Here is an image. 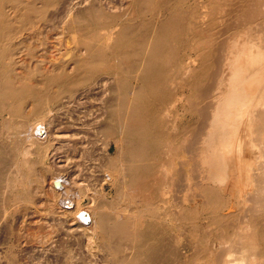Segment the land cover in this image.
Returning <instances> with one entry per match:
<instances>
[{
    "label": "bare ground",
    "instance_id": "obj_1",
    "mask_svg": "<svg viewBox=\"0 0 264 264\" xmlns=\"http://www.w3.org/2000/svg\"><path fill=\"white\" fill-rule=\"evenodd\" d=\"M42 203L62 264H264V0H0V264Z\"/></svg>",
    "mask_w": 264,
    "mask_h": 264
},
{
    "label": "rangeland",
    "instance_id": "obj_2",
    "mask_svg": "<svg viewBox=\"0 0 264 264\" xmlns=\"http://www.w3.org/2000/svg\"><path fill=\"white\" fill-rule=\"evenodd\" d=\"M81 1V0H80ZM68 2V1H67ZM87 3V2H86ZM63 7H60L59 9H55L54 11H53V13H52V11L50 12V13H52L53 14V16H52V14H50L51 15V17H53V18H55L56 17V14H57V17H59L60 15L59 14H61V13H63L64 12V8L62 9ZM62 11V12H61ZM55 15V16H54ZM59 15V16H58ZM48 27H49V29H48ZM47 28H46V30L48 31L47 33H46V35L44 34V35H41V37H40V41H41V39H45L46 41H49L50 42V45L52 46L53 45V42L55 41H57V39L59 38V36L60 35H57L58 34V32H56V30H52V29H50V28H53V25L52 26H48ZM50 30V31H49ZM52 30V31H51ZM48 34V35H47ZM56 35V36H55ZM47 36H48V38H47ZM56 38H54V37ZM43 37V38H42ZM60 37H62V40H63V42H64V44H65V41L66 40H69V41H72V39L70 38V37H68V39H67V35L65 36V34L62 36H60ZM54 38V39H53ZM50 39V40H49ZM61 39V38H60ZM54 40V41H53ZM53 41V42H52ZM67 42V41H66ZM67 45V44H66ZM52 50V52L54 51H56L57 49H51ZM49 51V50H48ZM50 53H48L49 54V56L47 57V60H50L51 61V59H52V61H54V59H55V56H53L52 55V52L51 51H49ZM57 52V51H56ZM55 52V53H56ZM55 55V54H54ZM51 56V57H50ZM44 65H43V67H44V69L46 68V66H47V64H49V61H48V63L47 64H45V63H43ZM50 66L51 65H49V66H47V69H49L50 68ZM49 67V68H48ZM43 205H39V207H35V209H37L38 210V212L39 213H34V207H33V210L31 211V214H30V221L34 224L31 228H28V231H26L27 229L26 228H24V229H26V230H24V232L27 234L29 231H31L32 229V232H30V234H38L39 232H42L41 230L38 232V227L36 228L35 227V225L36 226H39V227H41V225H40V223L42 224L43 222H45V219L43 220V215L45 214L44 213V211H43V209L42 208H44V206H45V203H42ZM18 216H19V218L21 217L22 218V216L24 215V213H23V215H22V213H20V214H17ZM21 215V216H20ZM41 215V216H40ZM17 216V217H18ZM27 217H28V215H26ZM33 217V218H32ZM38 218V219H37ZM17 220H18V218H16ZM51 219V217L49 216L48 217V221H52V219ZM7 221H8V218H7ZM6 221V222H7ZM9 221H11V223H13V225H14V221H15V226L17 227H23V224L22 223H20V222H18V221H16V220H12V219H9ZM8 221V222H9ZM28 221V220H27ZM8 222L7 223H4V225L1 227V231H0V242H1V240H2V242H5L6 240L8 241H10V239H8L9 237V235L6 233L7 232V224H8ZM17 222L19 223V224H17ZM59 222V221H58ZM9 224H10V222H9ZM20 224H22V225H20ZM5 226V227H4ZM14 226V227H15ZM4 227V228H3ZM15 227V228H16ZM58 228V231H57V236H56V240L58 241V243L60 242V243H62V244H60L59 243V245H66L67 244V239H68V236H66L65 235V233L63 232V227H62V224L61 223H58V226H57ZM2 228H3V230H2ZM29 229H31V230H29ZM37 229V231H35ZM6 230V231H5ZM33 231H35V232H33ZM2 232V233H1ZM4 232V233H3ZM38 232V233H37ZM24 233V237H26V238H24L25 240H23V242L21 243V245H18V247H17V250L19 251L18 253H21V254H24V255H21V258H19V260H17L16 261V263L15 264H20L21 263V261L22 262H26L27 264H33L34 262V264H62L61 263V260L59 259V255H57V254H59V253H57V251H55L54 250V247L53 246H51V244H50V246H51V249L53 248V250H49L48 249V252H47V249H45L46 247H45V245L44 244H42L43 242V240L42 241H40L41 239H39V237L40 236H37L36 237V241L34 240V247L33 246H31V244H30V242L28 243V241H30V239L29 240H27V238L29 237L28 236V234L26 235ZM4 234V236H2ZM60 235V236H59ZM7 236V237H6ZM65 236V237H64ZM4 239V240H3ZM17 239H18V237H17ZM75 239L78 241L77 242V244H75V246H74V253H76L77 254V251H78V255H77V258H78V262H80L79 260V258L81 257V255L83 256V255H85V251H84V249L80 246V245H82V240L80 239V237H79V235L77 236V237H75ZM19 240V239H18ZM18 240H16V238L15 237H13V241L14 242H18ZM27 240V241H26ZM62 240V241H61ZM38 241V242H37ZM25 242H27V243H25ZM36 242H37V245H36ZM25 243V244H24ZM41 243V244H40ZM4 244V243H3ZM1 245L0 247H4V246H6L7 245V242H6V245ZM18 244V243H17ZM19 244H20V242H19ZM55 245V244H54ZM23 246V247H22ZM31 247V248H30ZM41 247V248H40ZM45 247V248H44ZM23 249V251L25 252H23L22 251V249ZM45 249V250H44ZM77 249V250H76ZM22 252H21V251ZM32 250H34V251H32ZM44 251L46 252V255L44 254ZM80 251V252H79ZM81 253V254H80ZM25 254H26V256H25ZM44 254V255H43ZM52 254V255H51ZM54 254V255H53ZM52 256V258L50 259V257ZM57 255V256H56ZM20 256V254H18V257ZM24 257V259H26L27 258V260L26 261H24V259H23V257ZM50 256V257H49ZM30 259H29V258ZM56 258V259H54V258ZM45 259V260H44ZM48 259H49V261H48ZM29 260H31V262H29ZM60 260V261H59ZM33 261V262H32ZM55 261V262H54ZM2 262V261H1ZM18 262V263H17ZM25 263V264H26ZM81 263V262H80ZM1 264H5L4 262H2ZM21 264H23V263H21ZM82 264V263H81Z\"/></svg>",
    "mask_w": 264,
    "mask_h": 264
}]
</instances>
